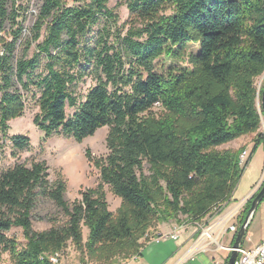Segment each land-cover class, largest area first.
<instances>
[{"label": "trees", "instance_id": "16d2710c", "mask_svg": "<svg viewBox=\"0 0 264 264\" xmlns=\"http://www.w3.org/2000/svg\"><path fill=\"white\" fill-rule=\"evenodd\" d=\"M19 1L0 0V133L22 116V91L32 88L33 123L45 136L81 142L103 126L108 131L104 156L86 151L99 184L73 201L61 175L49 179L45 161L0 168V248L13 264H56L52 258L68 243L83 263L114 264L139 253L154 222L199 221L231 201L248 159L240 163L243 147L217 148L246 134H254V147L264 144L255 83L264 72V0H121L129 13L123 35L109 0H41L18 54ZM192 43L197 50L187 51ZM161 56H186L187 63L159 73ZM85 76L94 84L79 99L72 86ZM10 140L18 149L29 145L22 134ZM104 186L120 199L114 212ZM46 202L60 217L38 215L51 224L35 230L32 218ZM13 227L23 243L6 235Z\"/></svg>", "mask_w": 264, "mask_h": 264}, {"label": "rangeland", "instance_id": "374dc122", "mask_svg": "<svg viewBox=\"0 0 264 264\" xmlns=\"http://www.w3.org/2000/svg\"><path fill=\"white\" fill-rule=\"evenodd\" d=\"M19 3L24 7L23 9H19L23 16V29L19 40L20 44L18 45V54H21L24 42L32 35L31 27L35 21L37 8L41 0H20ZM67 3L72 4L73 0H67ZM107 6L112 8L114 13L117 14V27L120 28L121 34L123 35L128 29L126 21L129 19V13L126 5L123 4L121 0H109ZM103 24L104 23L100 20L97 25H94L86 34V39L92 42L95 39L97 31ZM35 45L36 42H31L28 56H31L35 51ZM189 50L196 51L197 44H189L187 51ZM43 63L44 60L41 56V65L36 70V73L41 71ZM186 63V56H184L183 59L161 56L154 61V70L166 74L174 67L183 66L186 65ZM255 83L257 86L260 85V87H262L264 84V76H258ZM93 84L94 82L92 79L89 76H85L81 81L73 85L72 89L75 95H77L79 99H82ZM22 93L25 99V109L22 116L11 119L8 122L9 128L5 136L0 133V168L6 169L16 163H26L29 165L33 160L45 161L48 166V177L50 180L56 179L58 175H61L66 180L67 188L65 198L69 201L79 198L80 191L82 190L96 188L99 184V171L88 160L86 151L88 150L92 157H102L107 153L105 137L108 127L103 126L99 128L92 136L83 139L81 142H77L72 137L62 134L45 136L33 123L34 115L38 111V106L36 104L38 92L32 88L30 91H22ZM258 103H261L260 99ZM73 111V108H67V115L72 114ZM153 111H160L159 104L153 107ZM262 119H264L263 116ZM14 134L27 136L29 138L28 147L24 149L15 148L10 140V137ZM262 144L263 143H260L257 147H254L255 145L253 143L248 148V152L242 164H245L250 154L251 156L238 182L233 195L234 198L230 201L228 208L224 210L223 213L237 204L242 199V196L252 189L256 182L257 184L247 196H252L261 185L264 178V148ZM224 147L225 146L221 145L217 149H224ZM253 190H255L254 193ZM104 193L109 209L114 212L120 204V199L116 197L107 186H104ZM38 215L42 217H60L58 215V210L51 203L46 202L39 205L35 216L32 218V225L35 230H43L51 224L47 218L43 220L38 219ZM158 223L162 222H154L147 230L146 234L140 239L141 243L148 235H153L155 233V226ZM82 233L83 239L85 240L87 235L86 227L82 228ZM6 235L15 236L20 243L24 242L22 231L19 227L11 228ZM245 237V241L243 242L245 247L257 245L264 238V200L260 202L255 212L252 214ZM219 242L223 243L221 239ZM55 258H57L56 264H95L93 261L83 263L80 260V252L70 243H68L63 251L59 252ZM129 258L120 259L114 262V264L126 261ZM0 264H13L10 254L7 251H2L1 248Z\"/></svg>", "mask_w": 264, "mask_h": 264}, {"label": "crops", "instance_id": "0c3cea01", "mask_svg": "<svg viewBox=\"0 0 264 264\" xmlns=\"http://www.w3.org/2000/svg\"><path fill=\"white\" fill-rule=\"evenodd\" d=\"M253 136L254 134L242 135L224 144V149L237 150L243 147L244 151L247 153L248 148L254 143L252 139ZM262 146L264 148V144H262ZM250 156L251 154L248 160ZM252 189L242 196V199L245 198ZM233 198L234 197H232V199ZM229 203L224 205L220 212L208 214L199 221L185 222L182 220L177 222L170 220L168 222L158 223L155 226V233L153 235H148V237L142 241L139 253L127 259L125 264H226L228 258H225V253L217 251L214 245H210L206 250L196 251L192 257H185V255L198 235V224H210L215 222L223 215V211L228 208ZM236 222L238 223L237 219ZM171 233H175L176 238L166 236L159 240L156 239L160 234L166 235ZM219 235L220 234H218L217 237L218 241L221 239L223 245H233L236 233L226 231L222 235Z\"/></svg>", "mask_w": 264, "mask_h": 264}, {"label": "built area", "instance_id": "2783aa9c", "mask_svg": "<svg viewBox=\"0 0 264 264\" xmlns=\"http://www.w3.org/2000/svg\"><path fill=\"white\" fill-rule=\"evenodd\" d=\"M239 157L240 163L242 164L244 158L246 157V151H243ZM254 191L255 190H253V193ZM250 197L251 195L246 196L237 204L230 207L227 212H224L223 215H221V217H219V219L215 222L210 224H198V235L193 241L192 246L186 253L185 257H192L196 251L206 250L210 245H214V248L217 251L225 253V258H228L231 251L236 249L237 257L235 258L233 264H264V238L260 243L252 247H244L242 244L238 248H234L233 245L225 246L220 243L217 238L218 234L222 235L226 231L233 233L238 231L239 224L236 222V219ZM166 236L176 238L175 233H171L166 235L160 234L156 237V239L159 240L160 238ZM245 238L243 239V242ZM52 260L56 262L57 258L54 257ZM118 264H125V261Z\"/></svg>", "mask_w": 264, "mask_h": 264}, {"label": "water", "instance_id": "95a60500", "mask_svg": "<svg viewBox=\"0 0 264 264\" xmlns=\"http://www.w3.org/2000/svg\"><path fill=\"white\" fill-rule=\"evenodd\" d=\"M262 75L264 76V72L262 73ZM260 91H261V98H260L261 103H260V107H259L258 101H259ZM257 103H258L259 113H260V116L262 118L261 109L264 112V84H263L262 88L260 87V85L257 86ZM262 127L264 128L263 119H262ZM253 195L250 198H252ZM263 197H264V178H263V181L261 182V185L257 189V194L253 197V199L251 201L250 208L248 209V212L246 213L243 222L238 227V231L236 232L235 241L233 243L234 248H238L243 244V238H244V235H245L247 228L249 226L250 218H251L252 214L255 212L257 206L262 201ZM236 257H237V250L234 249L231 251V253L227 259L226 264H233Z\"/></svg>", "mask_w": 264, "mask_h": 264}]
</instances>
